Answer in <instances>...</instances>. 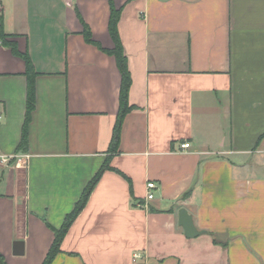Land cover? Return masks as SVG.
Returning <instances> with one entry per match:
<instances>
[{
  "label": "crops",
  "instance_id": "0c3cea01",
  "mask_svg": "<svg viewBox=\"0 0 264 264\" xmlns=\"http://www.w3.org/2000/svg\"><path fill=\"white\" fill-rule=\"evenodd\" d=\"M0 24V156L30 157L0 168L3 264H42L106 162L51 264H264V0H0Z\"/></svg>",
  "mask_w": 264,
  "mask_h": 264
},
{
  "label": "trees",
  "instance_id": "16d2710c",
  "mask_svg": "<svg viewBox=\"0 0 264 264\" xmlns=\"http://www.w3.org/2000/svg\"><path fill=\"white\" fill-rule=\"evenodd\" d=\"M119 13L115 10H112L110 22H109V32L110 36L114 42V48L111 51H108L107 53L110 55H113L116 59V63L118 66V69L121 73L122 83H121V89H120V97H119V111L116 118V122L114 125L111 143H110V153H115L118 148V144L120 141V131H121V125L122 121L125 117V115L131 110L128 106V90L130 85V76L127 70V61L123 54L122 45L120 43L118 33H117V21H118ZM6 36L2 34L1 32V24H0V44H8L5 41ZM86 38L89 40L88 33L86 34ZM11 46V44H9ZM13 47V46H12ZM25 63H26V78H27V101H26V116L23 126V132H22V139L20 142V147H24L27 142V126L30 121V116L34 108V102H35V94H34V83L33 78L35 76V73L33 71L32 65L29 61V58L26 56L24 57ZM110 170L108 163L106 164L98 171V173L94 176V178L91 180V182L88 184V186L85 188V190L82 193L81 198L75 205L73 211L66 216L64 223L62 227L59 230H54V241L53 244L48 251V254L46 255V258L42 264H51L56 254L59 252V247L62 242V239L66 235L68 229L74 222V220L77 218V216L80 214V212L85 207L88 198L93 191L95 185L99 181L102 174L106 171ZM190 194V191L184 195V198H187ZM0 264L2 263V259L0 258Z\"/></svg>",
  "mask_w": 264,
  "mask_h": 264
},
{
  "label": "built area",
  "instance_id": "2783aa9c",
  "mask_svg": "<svg viewBox=\"0 0 264 264\" xmlns=\"http://www.w3.org/2000/svg\"><path fill=\"white\" fill-rule=\"evenodd\" d=\"M1 119V116H0ZM189 148L188 144H184L180 146V150L183 152ZM30 157L28 155L21 156H0V168H8V167H16L22 170H27L29 165ZM155 190V184L152 182L147 183L146 185V198L145 202L153 200V191ZM134 260H143L145 256L140 254L133 255Z\"/></svg>",
  "mask_w": 264,
  "mask_h": 264
},
{
  "label": "water",
  "instance_id": "95a60500",
  "mask_svg": "<svg viewBox=\"0 0 264 264\" xmlns=\"http://www.w3.org/2000/svg\"><path fill=\"white\" fill-rule=\"evenodd\" d=\"M178 224L183 229L186 238L193 239L200 235V232L194 228L192 218L185 209H180L178 212ZM13 254L15 256L23 255L22 245L20 243L14 245Z\"/></svg>",
  "mask_w": 264,
  "mask_h": 264
},
{
  "label": "rangeland",
  "instance_id": "374dc122",
  "mask_svg": "<svg viewBox=\"0 0 264 264\" xmlns=\"http://www.w3.org/2000/svg\"><path fill=\"white\" fill-rule=\"evenodd\" d=\"M259 173L262 174V170L261 169H260Z\"/></svg>",
  "mask_w": 264,
  "mask_h": 264
}]
</instances>
